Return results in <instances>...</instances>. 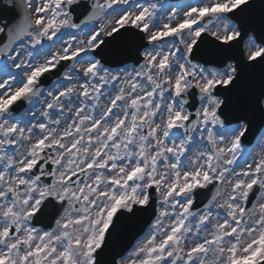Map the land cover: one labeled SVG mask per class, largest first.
I'll return each instance as SVG.
<instances>
[{
  "label": "snow or ice",
  "instance_id": "6c2138e0",
  "mask_svg": "<svg viewBox=\"0 0 264 264\" xmlns=\"http://www.w3.org/2000/svg\"><path fill=\"white\" fill-rule=\"evenodd\" d=\"M0 264H264V0H0Z\"/></svg>",
  "mask_w": 264,
  "mask_h": 264
},
{
  "label": "water",
  "instance_id": "95a60500",
  "mask_svg": "<svg viewBox=\"0 0 264 264\" xmlns=\"http://www.w3.org/2000/svg\"><path fill=\"white\" fill-rule=\"evenodd\" d=\"M259 87V74L258 73H250L245 72L244 77L241 83V89L237 96L234 97V103L242 104L244 100V95L250 88H258Z\"/></svg>",
  "mask_w": 264,
  "mask_h": 264
}]
</instances>
